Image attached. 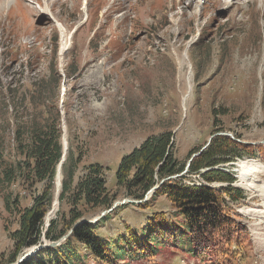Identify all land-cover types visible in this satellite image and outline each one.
<instances>
[{"label":"rangeland","instance_id":"374dc122","mask_svg":"<svg viewBox=\"0 0 264 264\" xmlns=\"http://www.w3.org/2000/svg\"><path fill=\"white\" fill-rule=\"evenodd\" d=\"M41 1L18 0L8 12L0 0V134L6 160L19 158L14 140L17 118L40 122L47 117L52 123L59 110L65 161L72 155L64 167L73 171L74 185L88 165L99 163L108 189L119 194L118 202L126 200L124 206L144 203L154 192L136 201L123 196L116 185L121 158L149 136L173 134V155L183 165L174 179L216 189L228 183H207L188 165L193 154L210 146L211 136L229 134L244 147L264 145V0H234L229 5L228 0H89L91 22L87 0ZM46 3L51 7L47 19L39 16ZM61 27L68 47L59 55ZM13 96L21 102L17 112H11ZM247 154L244 157L263 162L257 152ZM234 164L218 168L232 173L231 187L245 195L238 202L226 199V206L231 218L248 228L249 237L233 245L231 263L264 264V220L243 213L245 208L262 207L263 198L237 185ZM56 179L43 234L51 220L68 215L70 209L60 202L62 185L58 192ZM10 190L23 196L21 208L30 205L32 192L21 186ZM3 194L0 191V264H13L15 247L5 226L17 229L18 218L5 209ZM155 211L170 214L173 208L163 195L147 208L127 205L110 211L102 232L114 241L129 230L140 235ZM106 213L92 212L87 221L95 223ZM51 243L42 237L41 244ZM166 246L159 256L133 264H206ZM79 252L88 255L84 248ZM84 258L82 264H98L91 255Z\"/></svg>","mask_w":264,"mask_h":264},{"label":"trees","instance_id":"16d2710c","mask_svg":"<svg viewBox=\"0 0 264 264\" xmlns=\"http://www.w3.org/2000/svg\"><path fill=\"white\" fill-rule=\"evenodd\" d=\"M70 76L71 73H68ZM33 95L30 98L32 102ZM20 104L13 96L11 112L18 110ZM15 124V152L18 159L6 160L5 138L0 134V191L4 193L5 209L18 218L17 229L10 231L5 226L15 247L12 263L24 250L42 243V237L49 242H58L72 228V233L58 245L43 247L19 264H82L84 257L89 255L98 264H133V261L141 258L159 256L166 250V245L200 258L206 264L207 261L210 264H232L235 255L233 245L249 237L248 228L231 218L226 206V199L238 202L245 199V195L242 190L231 187L235 181L233 174L218 166L249 155L247 150L252 156L257 152L264 162V145L244 147L230 136L213 137L206 151L193 159L190 170L207 183H228L226 187L216 189L202 183L185 185L180 182L182 180L174 178L160 184L163 179L180 173L183 165L173 155L172 133L147 137L139 147L121 158L116 171V185L123 190V196L136 201L144 200L152 188L160 186L144 203L119 204L112 211L127 205L147 208L159 195L166 198L173 211L170 214L152 212L148 225L140 235L129 230L127 235L114 241L102 232V226L110 219L112 211L95 223L87 219L92 212L110 209L119 199V194L108 189L104 168L99 163L88 165L74 185L73 171L64 167L70 161L71 154L63 164L59 195L60 202L70 206L68 215L61 214L51 220L43 234L45 216L53 202L58 165L64 153L61 115L58 110L52 123L46 117L40 122L17 118ZM205 168L207 170L202 172L201 169ZM37 185H41V190H32ZM13 186H21L32 192L29 206L21 208L23 196L10 190ZM125 228L129 229L128 226ZM81 248L86 249L88 255L80 254Z\"/></svg>","mask_w":264,"mask_h":264},{"label":"bare ground","instance_id":"6f19581e","mask_svg":"<svg viewBox=\"0 0 264 264\" xmlns=\"http://www.w3.org/2000/svg\"><path fill=\"white\" fill-rule=\"evenodd\" d=\"M17 2H18V0H4V3H6V7L8 6V12L11 11L16 6ZM233 2H234V0H228L227 5L232 4ZM41 3H42V1L38 0L37 4L41 5ZM87 3L89 4L88 8H87L88 21L91 22V17H92L91 14H93V12H91L92 2L89 3V0H87ZM199 4H200V2H199ZM43 8H46V9H44V11H40L39 16L42 18L46 17V19H47V16L51 17V15H47L48 12L50 13V11H51L50 4L46 3V6H44ZM62 38H63V41H62ZM65 39H66V41H65ZM67 39H68V37L66 35L65 29L63 27H61V48H60L59 55L61 54V52L66 51V49L68 47L67 46ZM65 42H66V45H65ZM62 44H64V45H62ZM232 164H234V162H232ZM232 166H235L232 168V170L235 171V173H237L238 177H239L238 181H237V185L243 187L246 190L251 191L253 194L259 192L260 193L259 195L262 196V198H263V202L261 205L262 207L256 208V209L245 208L243 213H248V214L252 215L255 219L261 218L262 220H264V163L259 159H248L246 157H243V158L239 159L236 162V164H234ZM61 169H62V167H61ZM56 181H57V189H58L57 191L59 192L60 184H61V170L59 171V174L57 176ZM58 202L59 201H58V198L56 196L55 205L53 206V208L56 209ZM50 216H51V212L50 213L48 212V214L46 216L47 221H48V219H50ZM263 225H264V222H263ZM263 241H264V239H263Z\"/></svg>","mask_w":264,"mask_h":264},{"label":"water","instance_id":"95a60500","mask_svg":"<svg viewBox=\"0 0 264 264\" xmlns=\"http://www.w3.org/2000/svg\"><path fill=\"white\" fill-rule=\"evenodd\" d=\"M224 133H217V134H214L213 136H211V138L209 139V144L211 143V140H212V138L213 137H215L216 135H223ZM224 135H228V134H224ZM203 149L204 148H202L198 153H196V154H193V156L191 157V159L189 160V162H188V165L191 163V161L194 159V157H196L197 155H199L200 153H201V151H203ZM66 150H67V146L65 145V149H64V153H63V157H62V160H61V162L59 163V165H58V171H57V176H58V174H59V171L61 170V167H62V164L64 163V161H65V157H66ZM187 165V166H188ZM187 169V168H186ZM205 170H207V169H205ZM178 176H180V174H176V175H174V176H172L171 178H174V177H178ZM57 178V177H56ZM158 187H154V188H152L150 191H149V193L146 195V197H148V195H150L155 189H157ZM58 198V197H57ZM126 200H123L122 202H118V201H116L114 204H113V206L110 208V209H108L107 210V212H110V211H112L117 205H119V204H121V203H124ZM130 201H132V200H130ZM99 219V218H98ZM60 243V241L59 242H52L51 244H50V246H56V245H58ZM43 247H47L46 245H43V244H41V243H39V244H37V245H35L34 247H32L30 250H28L27 252H25L22 256H20L18 259H17V261L16 262H14L13 264H19V263H21L22 261H24L27 257H30L31 255H33L34 253H36L39 249H41V248H43Z\"/></svg>","mask_w":264,"mask_h":264}]
</instances>
